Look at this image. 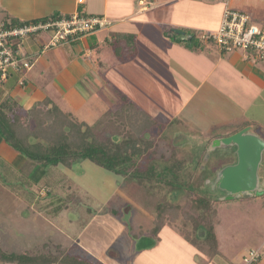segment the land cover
Masks as SVG:
<instances>
[{
  "label": "crops",
  "instance_id": "obj_1",
  "mask_svg": "<svg viewBox=\"0 0 264 264\" xmlns=\"http://www.w3.org/2000/svg\"><path fill=\"white\" fill-rule=\"evenodd\" d=\"M227 4L250 13L254 21L264 25V0H86L81 4L78 0H0V15L11 22L45 21L76 11L102 15L109 22L102 29L57 46L47 47L52 32L30 34L18 40L22 53L32 65L25 72H12L6 81H0V111L6 117H50V108L58 106L72 117L95 124L108 113H116V116L127 103H133L157 121V126L152 127L156 130L162 120H171L180 127L175 131L186 130L191 136L198 133L196 136L204 142L208 137V143L202 147L207 148L216 138L248 126L264 138V59L244 50L225 53L213 42L203 41L198 46L185 40L188 34L198 33L199 36L218 29ZM175 35L177 38H173ZM160 68L170 73V84L166 87L160 85L156 76L160 74ZM22 79L24 83H21ZM156 143L149 153H159ZM217 150H220L218 161L212 167L208 183L212 182L217 170L236 159L235 153L226 156L230 150L235 151V146L212 151ZM82 162L92 172L104 169L111 174L108 175L111 181L112 173L104 167L89 159ZM75 165L52 169L51 182L62 186L59 191L64 192L63 184L71 190L79 187L82 191L84 184L74 170ZM6 167L18 172L15 177L20 181L17 185L21 190L34 186L28 193L27 188L22 190L26 196L23 201L38 200L36 187L44 182L50 184V170L47 176L40 178L39 163L26 159L2 140L0 169ZM259 174L264 180V161ZM9 179L6 175L4 185L11 186ZM22 180L27 181L24 186L20 184ZM89 196L94 198L91 193ZM238 199L240 201L235 205L224 207L226 213H231L226 216V227L223 228V236L227 235L226 230L236 233V242L227 241L224 249L219 241L217 252L203 239L202 233L201 240L198 239L200 243L189 241L175 222L162 228L167 226L170 240H158L148 249L157 252L162 248L156 262L149 256L144 262L167 264L168 255L165 256L164 251L174 253V249H179L176 245L185 244L190 264H220L217 258L224 264H246L244 256L251 249L262 252V258L256 264H264V194ZM110 202L111 198L106 200L105 210ZM82 207L81 204L65 206L58 219L50 218V223L62 228V232L51 230L54 236L50 240L68 251L76 247L79 254L83 252L100 260L83 237L88 226L86 221L95 219L97 210H88L87 215L75 212ZM106 214L110 218L114 216L111 210ZM74 222L80 224L77 232L72 227ZM216 230L220 240L222 229ZM195 232L197 235L198 231ZM63 238L69 242L65 243ZM123 254L117 253V263L131 264L129 260L124 261L126 256ZM176 263L184 264V261L176 260Z\"/></svg>",
  "mask_w": 264,
  "mask_h": 264
},
{
  "label": "rangeland",
  "instance_id": "obj_2",
  "mask_svg": "<svg viewBox=\"0 0 264 264\" xmlns=\"http://www.w3.org/2000/svg\"><path fill=\"white\" fill-rule=\"evenodd\" d=\"M160 70V74H156V76L160 85L166 87L170 84V73L165 68H160ZM162 121L163 123L158 125L159 128L157 130L152 128L155 131L151 129L146 132V136L150 139L157 137L155 140L159 144L155 143L157 144L156 147H158L159 153H148L138 157L133 167V169L144 171H147L149 166L155 169L157 168V175H161L158 179L140 178L109 171L112 173V179L110 181L108 175L111 174L104 169L102 170L100 168L96 172H92L88 168L89 166H86L82 162L88 159H79L75 163L74 170L82 178V185L84 184L82 191H80L79 187L74 188V201L76 203L73 204H81L83 206L82 208H77L75 212L87 215L89 212L88 209L97 210L96 218L86 221L88 226L83 237L85 238L84 242L87 245H91V251L95 254L96 258L105 264H118L116 261L118 252L125 253V255L123 254L126 256L124 261L129 260L131 264H149L144 262V260L148 261V256L155 258L156 262V258L162 253V248L155 252L154 250H148L153 248L152 245V247L149 246L146 248L144 246L149 245L153 240L155 244H157L158 240L161 242L170 240L167 226L162 230L161 234H157L156 236H152L149 232L150 228L154 226L153 222L157 214V205L163 199L171 200L173 203L180 202L183 210L191 211V202L194 197L199 205L204 208L203 212L207 215L206 220H209L205 225L207 227L213 225L218 230L222 229L220 231L221 239L219 240L217 230L213 228L214 232L212 234L216 237V245L214 243L215 248L219 247V241L222 242L225 249L227 241L236 242L238 240L234 241L236 233L233 231L226 230L227 235L223 236V231H225L223 228L226 227V216L231 213L230 211L226 213L224 207L233 206L240 199H222L221 193L224 192L217 189L213 182L208 183L212 176V167L214 164H217V157L220 150L216 152L208 150L209 144L207 148L206 146L202 147V145L208 143V137L205 138L204 142L202 140L203 138L196 136L198 133L191 136L186 130L175 131L177 128H180L176 122H171V120H168V122ZM105 133L104 131L101 132L102 135H105ZM187 136H189L188 140ZM12 169L14 168L6 167L4 170L0 169V243L2 248L7 252L33 250L32 252L37 253L42 249V243H53L50 240V237L54 236L51 230L56 229L62 232V228L59 224L53 225L50 223V218L46 215L50 213L51 208L49 206L50 202L48 200L44 201L43 198L49 192L48 186L45 185L46 182L36 187V193L40 196L38 200L33 202L29 200L23 201V198L26 196L23 195L22 190L27 187L24 189L22 187L21 190V187L17 185L20 181L16 180L15 177V174L17 175L18 172ZM6 175L10 176L9 180L12 181L11 186L4 185ZM192 176L193 179H191ZM166 178L179 181L180 183L177 184H180V187L178 189L174 187L172 190L166 184V180H164ZM7 182L8 179L6 184H8ZM22 182L20 184H23V186L27 183L25 180H22ZM168 183H171V181ZM33 187L27 188L25 191L28 193V190L33 189ZM90 193L94 198H89ZM109 198L112 199L111 207L115 210L113 212V218L108 217L109 215L106 214L107 210L103 208L106 200ZM205 198H207L211 206L206 205ZM210 208L211 210H209ZM19 215H21L20 219L17 218ZM192 215L194 214L192 213ZM203 221L204 219L191 221L189 216L183 212L177 217L176 222L179 231L189 241L198 244L200 243L199 240H201L199 237L201 231L196 229L198 231L196 235L195 226ZM61 223L63 224L64 222L62 221ZM246 223L248 224V222ZM72 227L76 228L77 232L80 224L74 222ZM208 229L210 230L211 228ZM69 233L73 234L74 231H69ZM233 234H235V237ZM147 236H151L154 239L147 238ZM63 241L67 243L69 239L63 238ZM205 244L206 242H204ZM176 246L179 248L174 249L176 253L164 251V255H168L167 264H177L176 260L181 262L182 259L184 264H190L188 263L187 257V245L178 244ZM223 246L219 249L222 250ZM216 251L218 252V250ZM50 252L56 254L66 253L63 248H58L55 243L50 247ZM69 252L78 253L80 251L74 247ZM83 254L86 253L81 252L80 255L86 256ZM189 255H191L190 250ZM216 260L218 263L224 264L221 259L217 258ZM197 262L199 263L200 260Z\"/></svg>",
  "mask_w": 264,
  "mask_h": 264
},
{
  "label": "trees",
  "instance_id": "obj_3",
  "mask_svg": "<svg viewBox=\"0 0 264 264\" xmlns=\"http://www.w3.org/2000/svg\"><path fill=\"white\" fill-rule=\"evenodd\" d=\"M60 17L62 16L58 15L50 19ZM23 23L25 22L12 20L10 25L17 26ZM173 38H177V36L175 35ZM185 40L189 44L192 43L198 46L203 42L198 33L188 34ZM49 114L50 117H6L5 113L0 111V141L5 140L23 157L38 162L41 168L40 178L45 174L47 176L50 170V184L45 183L49 192L43 197L44 201L48 200L50 202V213L46 214L49 218L58 219L65 206L76 203L73 188L71 190V187H66V184H63L64 192L59 191L58 188H62V186L58 187L51 182L52 169L54 170L57 166L71 167L79 159H89L106 170L117 174L148 179L161 177V175H157V168L149 166L147 171L133 169L135 160L154 148L156 140L147 138L145 135L148 129L157 125V121L149 113L141 110L135 104L127 103L126 107L118 110L116 116H114L116 113H108L95 124H89L72 117L58 106L50 108ZM103 131L106 132L105 135L101 134ZM191 179H193V176ZM164 180L172 190L174 187L175 189L180 187V184H177L180 183L179 181L168 178ZM169 181L171 183H168ZM205 202L208 206L207 198H205ZM109 204V208H106V210L115 212L111 207L112 202ZM89 211L94 212L92 209ZM203 211L204 208L199 205L194 197L191 202V211L183 210L180 202L173 203L171 200L163 199L157 205L154 226L150 228L149 232L152 236H156L166 224L175 223L177 217L184 212L191 221L204 219L202 223L196 224L195 229L201 230V233L204 234L203 239L214 250H217V247L214 246V243L216 245V237L212 234L214 226L207 227L205 225L209 220H206L207 215ZM147 238L154 239L151 236H147ZM52 244L44 242L42 249L35 253L32 252L33 250L7 252L0 243V263L105 264L100 260L91 258L88 254L82 256L78 253L69 252L61 244L55 243L58 248H63L66 253H51L50 247ZM151 245H155L154 240L144 247H152Z\"/></svg>",
  "mask_w": 264,
  "mask_h": 264
},
{
  "label": "built area",
  "instance_id": "obj_4",
  "mask_svg": "<svg viewBox=\"0 0 264 264\" xmlns=\"http://www.w3.org/2000/svg\"><path fill=\"white\" fill-rule=\"evenodd\" d=\"M85 1L78 0V3ZM10 24L11 21L0 15V81H6L12 72L23 73L32 65L22 53L18 40L30 34L52 32L47 47L57 46L102 29L109 22L102 15H88L76 11L56 19L29 21L17 26ZM199 36L202 41L215 43L222 52L244 50L252 52L256 58L264 59V25L254 21L250 13L229 4L223 11L220 27ZM21 83H24L23 79ZM261 258L262 252L259 249H251L244 256V262L256 264Z\"/></svg>",
  "mask_w": 264,
  "mask_h": 264
},
{
  "label": "water",
  "instance_id": "obj_5",
  "mask_svg": "<svg viewBox=\"0 0 264 264\" xmlns=\"http://www.w3.org/2000/svg\"><path fill=\"white\" fill-rule=\"evenodd\" d=\"M178 33L183 31L176 29ZM226 156L235 153V161L223 166L211 180L215 187L224 192L222 199H238L264 194V180L259 174L264 161V138L245 127L226 137L213 140L208 150L220 147H233Z\"/></svg>",
  "mask_w": 264,
  "mask_h": 264
},
{
  "label": "flooded vegetation",
  "instance_id": "obj_6",
  "mask_svg": "<svg viewBox=\"0 0 264 264\" xmlns=\"http://www.w3.org/2000/svg\"><path fill=\"white\" fill-rule=\"evenodd\" d=\"M215 191H218V190H215ZM219 193H221V192H219ZM224 196H226V194L225 193H221V197L223 198Z\"/></svg>",
  "mask_w": 264,
  "mask_h": 264
}]
</instances>
